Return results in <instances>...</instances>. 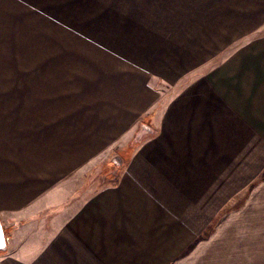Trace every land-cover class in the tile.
<instances>
[{
	"label": "crops",
	"instance_id": "0c3cea01",
	"mask_svg": "<svg viewBox=\"0 0 264 264\" xmlns=\"http://www.w3.org/2000/svg\"><path fill=\"white\" fill-rule=\"evenodd\" d=\"M244 172L264 0H0V264H194Z\"/></svg>",
	"mask_w": 264,
	"mask_h": 264
},
{
	"label": "rangeland",
	"instance_id": "374dc122",
	"mask_svg": "<svg viewBox=\"0 0 264 264\" xmlns=\"http://www.w3.org/2000/svg\"><path fill=\"white\" fill-rule=\"evenodd\" d=\"M113 164L117 166L116 162ZM246 173L244 172L243 190L228 200L195 242L194 264H211L212 261L218 263L219 246L224 249L225 244H231L227 246L229 250H234L237 246L249 249L250 239H253L254 249L255 238H259V255L264 254V172H259L248 183Z\"/></svg>",
	"mask_w": 264,
	"mask_h": 264
},
{
	"label": "water",
	"instance_id": "95a60500",
	"mask_svg": "<svg viewBox=\"0 0 264 264\" xmlns=\"http://www.w3.org/2000/svg\"><path fill=\"white\" fill-rule=\"evenodd\" d=\"M117 159L118 158H115L114 162H116V164H119ZM6 248H7V239H6V235L4 232L2 222L0 221V251L6 250Z\"/></svg>",
	"mask_w": 264,
	"mask_h": 264
}]
</instances>
